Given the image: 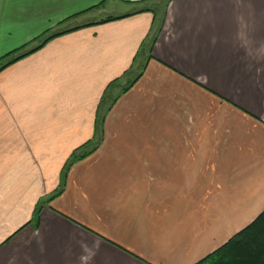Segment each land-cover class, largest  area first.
<instances>
[{
	"label": "crops",
	"instance_id": "crops-1",
	"mask_svg": "<svg viewBox=\"0 0 264 264\" xmlns=\"http://www.w3.org/2000/svg\"><path fill=\"white\" fill-rule=\"evenodd\" d=\"M48 20L0 68V264H191L264 209V0H0V57Z\"/></svg>",
	"mask_w": 264,
	"mask_h": 264
},
{
	"label": "trees",
	"instance_id": "trees-1",
	"mask_svg": "<svg viewBox=\"0 0 264 264\" xmlns=\"http://www.w3.org/2000/svg\"><path fill=\"white\" fill-rule=\"evenodd\" d=\"M59 33L62 31L51 33L25 52L14 57L2 60L3 57L15 50L4 54L0 57V68L26 52L38 48L43 42ZM36 213L37 210H35V215ZM191 264H264V209L225 242Z\"/></svg>",
	"mask_w": 264,
	"mask_h": 264
},
{
	"label": "rangeland",
	"instance_id": "rangeland-1",
	"mask_svg": "<svg viewBox=\"0 0 264 264\" xmlns=\"http://www.w3.org/2000/svg\"><path fill=\"white\" fill-rule=\"evenodd\" d=\"M42 25L43 26L40 29L33 30V36H32L31 42L23 46L21 45L17 46L12 55L19 54L20 52H23L24 50L29 49L30 47L38 43L40 40H42L44 37L50 35L51 33H54L55 31H59L62 28V25L58 24L56 20H50V21L48 20L46 21V23H43ZM7 58H8V55L4 59H7Z\"/></svg>",
	"mask_w": 264,
	"mask_h": 264
}]
</instances>
